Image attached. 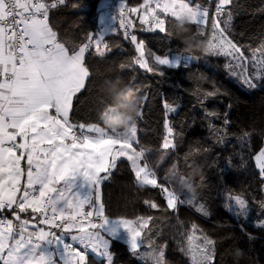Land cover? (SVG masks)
Listing matches in <instances>:
<instances>
[{"label": "snow or ice", "instance_id": "6c2138e0", "mask_svg": "<svg viewBox=\"0 0 264 264\" xmlns=\"http://www.w3.org/2000/svg\"><path fill=\"white\" fill-rule=\"evenodd\" d=\"M233 2L218 0L216 16H223L225 6ZM65 3L66 0H0V264H89L90 254L113 264V241L124 242L134 256L147 264H167L166 245L157 244L152 237L154 217L108 216L102 185L124 157L130 162L137 186L159 188L166 194L168 209L175 211L178 204L193 205L196 197L182 199L176 191L173 177L180 171L175 164L163 182H158L157 172L148 161V150L139 145L136 122L126 133L117 134L99 123L85 124L70 118L74 98L91 76L85 54L94 49L97 56L104 57L111 49L104 42V34L89 35L77 46L61 42L49 13ZM137 13L134 19L131 14ZM184 13L193 17L197 34L203 36L208 10L199 3L143 0L139 7H127L126 0H122L119 28L137 55L127 65L120 63L119 68L139 66L161 76L164 72L156 65L178 69L183 63L186 68L193 57L170 58L146 52L145 42L136 35L137 30L158 31L171 39L168 25ZM232 19L229 11L225 27L220 26L219 19L213 22L211 36L205 39V53L229 57L231 74L243 86L255 89L264 80V46L259 50L260 59L253 55L256 71L249 75L247 57L226 35ZM127 79L135 82L137 77L133 74ZM218 91L205 92L204 98ZM177 107L165 104L168 113H175ZM224 122L227 125V117ZM165 128L162 148L175 149L174 129L168 121ZM194 153L195 150L186 153L185 161ZM255 160L264 176V150ZM228 199L235 202L234 214L247 219V201L239 195ZM144 203L151 209L159 207L153 201ZM259 206L264 210V201ZM225 207L232 211L227 204ZM196 211L210 215L203 203ZM5 212L12 213L15 223L3 216ZM258 226L264 227V221ZM197 231L202 230L192 224L190 234L181 232L185 243L180 250L189 257L190 264H214L216 239L206 233L196 235ZM142 247L148 251L141 252Z\"/></svg>", "mask_w": 264, "mask_h": 264}, {"label": "trees", "instance_id": "16d2710c", "mask_svg": "<svg viewBox=\"0 0 264 264\" xmlns=\"http://www.w3.org/2000/svg\"><path fill=\"white\" fill-rule=\"evenodd\" d=\"M217 1L191 0L193 5L199 3L202 9L208 10L207 23L202 26L204 35L200 38L205 40L211 36L212 24L217 19L221 21L220 26L225 27L227 13L231 11L233 19L226 35L247 57L248 74L251 75L256 71L253 55L260 59L262 53L259 50L264 46V0H234L233 4L225 6L224 15L220 17L214 14ZM103 2L66 0L65 5L52 10L49 21L61 42L70 47L77 46L86 42L87 36L97 35L100 28L98 15ZM142 2L128 0L129 7ZM133 18H137L136 15ZM192 27L197 32V26ZM114 29L105 34L104 42L110 45L111 50H106L104 57L97 56L94 49L85 54L91 76L74 98L70 118L103 126L99 113L106 105L102 103L104 98L98 85L106 77L121 75L127 79L135 74V83L142 85L141 96H147L136 121L137 139L139 145L148 150V161L157 172L158 182H163V177L174 164L180 172L187 174L190 160L203 163L204 178L197 179L194 194L210 215L204 216L186 203L178 204L175 211L168 209L166 195L159 188L137 186L135 174L126 158L117 161L110 178L102 185L106 214L117 218L152 215V224L155 225L152 236L160 238L166 245L167 264H190L189 257L180 247L185 243L181 232L190 234L192 224L202 230L196 235L206 233L216 239L214 264H237L233 258L236 248L244 252V258L238 264H264V227L258 226L264 221V210L259 206V202L264 201V176H261L255 160L264 150V80L259 81L255 89H249L231 74L227 67L229 57L186 52L179 39H169L158 31L137 30L136 34L145 42L147 51L155 55L186 54L193 57L188 66L185 68L182 63L178 69H169L156 65L164 72L163 76L139 66L121 70L119 64L131 63L137 53L132 43L124 38L119 20ZM150 64H154V60L150 59ZM216 90H219L217 95L204 98L205 92ZM166 103L178 105L176 112H166ZM209 112L216 115L209 116ZM166 121L174 129L176 147L165 151L162 145L167 134ZM245 133H248L246 137ZM193 150L194 155L185 161V154ZM237 195L248 203L247 219L234 214L235 202L228 198ZM145 200L153 201L159 207L151 209ZM226 204L232 211L226 209ZM10 215L11 212L3 213L6 217ZM110 250L113 264H142L122 241H113ZM96 263L106 264L103 260Z\"/></svg>", "mask_w": 264, "mask_h": 264}, {"label": "clouds", "instance_id": "9594fccd", "mask_svg": "<svg viewBox=\"0 0 264 264\" xmlns=\"http://www.w3.org/2000/svg\"><path fill=\"white\" fill-rule=\"evenodd\" d=\"M193 25V17L184 13L170 22L169 31L174 38L181 41L184 51L193 54L205 52L206 41L193 31ZM98 88L103 94L102 103L106 105L99 113L103 127L117 134L126 133L140 116L143 103L142 85L116 75L104 78ZM187 167V174L176 173L173 182L178 190L194 194L197 189V179L203 180L204 178V164L192 159ZM233 258L238 264L244 258L243 249L236 248Z\"/></svg>", "mask_w": 264, "mask_h": 264}, {"label": "rangeland", "instance_id": "374dc122", "mask_svg": "<svg viewBox=\"0 0 264 264\" xmlns=\"http://www.w3.org/2000/svg\"><path fill=\"white\" fill-rule=\"evenodd\" d=\"M217 4H218V1H217ZM133 7H139V5H137V6H133ZM132 16L133 15H136V17H138V15H139V13H137V14H131ZM106 31H105V29L103 30H101L100 32H99V35L100 34H106L105 33ZM137 35V34H136ZM138 37V36H137ZM138 40H142L141 38H139L138 37ZM146 52H147V47H146ZM182 56V57H190V56H188V55H186V54H172V55H167V56H169L170 58H174L175 56ZM160 56H165V55H160ZM167 135V134H166ZM165 151L167 150V149H164ZM121 158H124V157H121ZM176 191L178 192V193H180L181 194V198H183V199H188V198H191V196L192 195H195V194H189V193H186L185 194V192H183V191H180V190H178V189H176ZM165 194V193H164ZM166 195V194H165ZM195 197H196V195H195ZM200 203L197 201V198H196V202L193 204V205H191L194 209H196V207L199 205ZM234 206V207H233ZM233 209L234 210H236L235 208H236V206H235V203H233ZM110 217H112V216H110ZM112 218H117V217H112ZM153 237V236H152ZM153 239L156 241V243L157 244H163V242H161V240H160V238H158V237H153ZM164 245V244H163ZM111 251V250H110ZM140 251L141 252H145V251H148V249H147V247H142L141 249H140ZM137 258L139 259V261L142 263V264H147V262L146 261H143V260H141L140 258H139V256L137 255ZM88 260H89V264H97L96 263V261L97 260H103L104 261V263H106L107 264V262H106V260H104L103 258H99V257H95V256H93V255H89V257H88Z\"/></svg>", "mask_w": 264, "mask_h": 264}, {"label": "built area", "instance_id": "2783aa9c", "mask_svg": "<svg viewBox=\"0 0 264 264\" xmlns=\"http://www.w3.org/2000/svg\"><path fill=\"white\" fill-rule=\"evenodd\" d=\"M122 0H108L105 2V8L107 11L105 12H108L109 15L113 16V19L110 21V24L113 28H115L116 26V23H117V20L120 19V16H119V8H120V4H121ZM118 5V6H117ZM126 6L129 7V4H128V0H126ZM104 7V6H103ZM104 8V9H105ZM51 12V11H50ZM215 16H216V10L214 12ZM49 17H50V13H49ZM112 28V29H113ZM8 219H12L10 217H7Z\"/></svg>", "mask_w": 264, "mask_h": 264}, {"label": "crops", "instance_id": "0c3cea01", "mask_svg": "<svg viewBox=\"0 0 264 264\" xmlns=\"http://www.w3.org/2000/svg\"><path fill=\"white\" fill-rule=\"evenodd\" d=\"M106 1H108V0H104V4H105V2ZM102 5L101 6V10L99 11V15H98V18H99V24H100V28H99V30H98V32H97V35H99V32L103 29H105V31L106 32H108L110 29L112 30V26H111V24H110V21L113 19V16H111V15H109L108 14V12H105V11H107L106 10V8H105V5ZM104 6V7H103ZM118 6V5H117ZM105 8V9H104ZM119 11V10H118ZM114 29V28H113ZM105 32V33H106ZM19 154V153H18ZM23 161H22V166H23ZM87 210V209H86ZM10 218H12V220L14 221V223H15V219H14V216L12 215V213H11V215L9 216Z\"/></svg>", "mask_w": 264, "mask_h": 264}]
</instances>
